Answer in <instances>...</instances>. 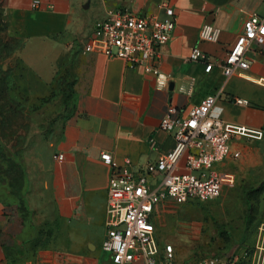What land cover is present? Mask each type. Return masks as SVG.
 I'll use <instances>...</instances> for the list:
<instances>
[{
	"label": "crops",
	"instance_id": "1",
	"mask_svg": "<svg viewBox=\"0 0 264 264\" xmlns=\"http://www.w3.org/2000/svg\"><path fill=\"white\" fill-rule=\"evenodd\" d=\"M162 1L176 15L156 62L166 85L123 59L83 50L94 22L109 11L162 19ZM253 16L264 21V0H0V17L22 42L19 92L42 98L64 79L76 103L49 131L31 123L19 185L0 192V264H111L101 249L110 171L101 154L117 165L154 160L174 145L159 127L167 106L186 112L216 90L222 92L212 114L237 130L230 148L238 156L215 167L233 172L237 184L264 186V42L250 43V67L241 74L227 77L221 67ZM203 23L217 28L216 40L199 39ZM193 47L213 63L209 73L202 62L184 60Z\"/></svg>",
	"mask_w": 264,
	"mask_h": 264
},
{
	"label": "built area",
	"instance_id": "2",
	"mask_svg": "<svg viewBox=\"0 0 264 264\" xmlns=\"http://www.w3.org/2000/svg\"><path fill=\"white\" fill-rule=\"evenodd\" d=\"M160 6L165 12L162 19L127 10L109 11L94 22L83 50L123 59L129 67H141L145 73L153 74L159 84L166 85V78L159 74L156 62L160 47L169 40L174 29L176 15L165 1ZM217 31L213 24L203 23L198 37L202 41H214ZM253 41L264 42V21L256 16L243 23L241 33L227 50L221 63L225 76L241 74L250 67L245 54ZM184 60L202 62L205 73L213 67L198 47H193ZM221 92L207 94L186 112L171 104L167 106L159 127L173 137L174 145L154 160L135 167L125 159L124 164L117 165L110 153L101 154L102 161L110 167L106 234L101 249L111 264H168L173 257V246L161 247L156 236L154 217L158 205L211 201L220 195L224 186L234 185L233 172L215 167L231 155L238 156L230 148L231 136L237 130L212 114ZM234 101L246 103L241 98ZM261 235L247 257L211 256L196 264H264V230Z\"/></svg>",
	"mask_w": 264,
	"mask_h": 264
},
{
	"label": "rangeland",
	"instance_id": "3",
	"mask_svg": "<svg viewBox=\"0 0 264 264\" xmlns=\"http://www.w3.org/2000/svg\"><path fill=\"white\" fill-rule=\"evenodd\" d=\"M22 42L0 17V192L19 185L23 148L32 121L45 131L76 111L75 94L65 81L44 98L19 92L14 80ZM10 185V187H9ZM258 185V184H257ZM235 184L205 202L160 203L155 214L161 247L173 246L168 264H196L211 256L249 255L264 230V186ZM98 252L101 251L98 249ZM102 258L108 257L102 252ZM107 264V263H106Z\"/></svg>",
	"mask_w": 264,
	"mask_h": 264
},
{
	"label": "trees",
	"instance_id": "4",
	"mask_svg": "<svg viewBox=\"0 0 264 264\" xmlns=\"http://www.w3.org/2000/svg\"><path fill=\"white\" fill-rule=\"evenodd\" d=\"M22 45V44H21ZM65 80L63 79V80H59V81H57L56 83H55V85H57V83H62V82H64ZM65 83H66V81H65ZM66 86L68 87V88H70V86H69V84H67L66 83ZM54 87V86H53ZM54 88H52L51 89V91H50V93L49 94H51V92H52V90H53ZM71 89V88H70ZM48 94V95H49ZM26 96V95H25ZM28 97V96H27ZM46 97V96H45ZM42 98H44V97H42ZM21 171H22V169H21ZM21 171H20V173L19 174H21ZM9 187H10V185H9ZM13 192H14V190H13Z\"/></svg>",
	"mask_w": 264,
	"mask_h": 264
},
{
	"label": "water",
	"instance_id": "5",
	"mask_svg": "<svg viewBox=\"0 0 264 264\" xmlns=\"http://www.w3.org/2000/svg\"><path fill=\"white\" fill-rule=\"evenodd\" d=\"M173 85H174L173 81L170 80V81H169V89H170V90L173 89Z\"/></svg>",
	"mask_w": 264,
	"mask_h": 264
}]
</instances>
